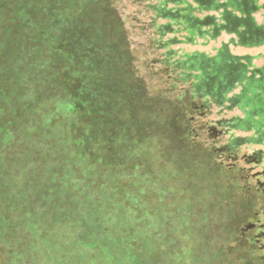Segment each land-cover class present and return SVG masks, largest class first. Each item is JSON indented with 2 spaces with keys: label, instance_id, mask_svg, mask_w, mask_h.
I'll return each mask as SVG.
<instances>
[{
  "label": "trees",
  "instance_id": "1",
  "mask_svg": "<svg viewBox=\"0 0 264 264\" xmlns=\"http://www.w3.org/2000/svg\"><path fill=\"white\" fill-rule=\"evenodd\" d=\"M53 1L0 0L15 32L11 43L0 42V116L13 119L0 123V253L8 257L0 264H20L17 258L52 236L88 245L115 264H126L129 248L133 264H142L146 224L116 232L145 207L120 186L132 175L124 165L112 171L107 127L98 122L107 113L106 77L124 41L116 27L122 22L107 0ZM129 1L142 8L134 28L146 36L161 93L182 112L177 135L187 148L205 136L212 167L237 201L264 196V52L234 50L264 46V0ZM192 192L179 186L180 207L199 204L193 196L180 201ZM257 214L264 217V209ZM252 241L264 262V223Z\"/></svg>",
  "mask_w": 264,
  "mask_h": 264
},
{
  "label": "rangeland",
  "instance_id": "2",
  "mask_svg": "<svg viewBox=\"0 0 264 264\" xmlns=\"http://www.w3.org/2000/svg\"><path fill=\"white\" fill-rule=\"evenodd\" d=\"M93 7L103 8L97 4ZM106 7L113 10L109 14L121 20L122 26L116 27L122 28L124 41L116 45L110 79L106 77L107 113L100 115L98 122H104L107 127L105 137L109 142L105 150L116 167L112 171L116 173L124 165L126 173L132 175L126 176L120 186L135 195V199L131 196L128 200L140 202L145 207L139 220L132 212L125 226L116 233L127 232L130 222L135 226L146 224L142 264H150L152 254L156 256L155 264H264L258 259L260 251L252 248V237L264 223V217L257 214L264 209V196L238 201L233 197L232 186L226 184L225 176L217 168L212 167L213 157L206 147L205 136L199 137L192 148L186 147V141L175 132L176 116L182 113L179 105L168 107L174 102L161 93L162 77L154 74L158 66L148 65L151 56L146 36L134 28L133 14L142 8L129 0H107ZM94 8L90 7V11ZM104 10L108 12L105 7ZM4 11L9 12L0 5V42L7 45L14 40L15 32L11 23L4 22L9 21L12 13ZM234 50L259 54L264 52V46ZM5 61L9 60L5 58ZM258 63L261 64V60ZM11 120L8 113L0 116V123ZM102 139L101 136L103 151ZM157 172L160 180L155 189L149 190V184L155 183L149 180ZM183 183L194 188V192L181 195L180 201L199 197V204L193 211L178 204L176 195ZM150 206L157 211L143 217ZM132 217L136 219L130 221ZM251 225L255 227L252 229ZM45 241L49 245L40 244L27 253L29 257H19L16 261L21 259L20 264H115L112 258L110 261L101 259L96 249L79 246L73 240L52 236ZM4 258L8 257L0 253L2 263ZM126 264H133L129 248Z\"/></svg>",
  "mask_w": 264,
  "mask_h": 264
}]
</instances>
